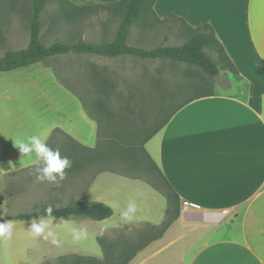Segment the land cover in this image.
Returning <instances> with one entry per match:
<instances>
[{"label": "rangeland", "instance_id": "374dc122", "mask_svg": "<svg viewBox=\"0 0 264 264\" xmlns=\"http://www.w3.org/2000/svg\"><path fill=\"white\" fill-rule=\"evenodd\" d=\"M58 4L56 0H51L43 15L42 41L46 46L56 41L66 44L81 39L99 43L116 37L123 14L102 7L104 3L66 0L64 5L68 11L74 10L71 4L86 12L71 23L64 18ZM30 15L29 10L0 0V57L9 51L27 48ZM187 40L185 25L162 23L149 12L133 27L128 44L152 50L180 47ZM148 79L160 81L161 93L175 96L162 99L159 92H153ZM105 80L111 83L106 90L103 89ZM65 84L90 103L105 100L112 111L133 96L132 107L136 111L140 108L144 111L143 120L139 123L146 132L156 128L168 114L195 94L237 95L245 89L228 70L212 77L200 68L185 63L131 57L108 59L69 54L0 73V218L2 223L13 221L15 230L11 240L0 239V264H63L74 256L102 259L104 253L98 237L116 239L120 231L129 228L131 231L126 236L140 239L147 230L146 224L152 222L160 226L165 220L168 208L166 197L141 180H130L114 173H102L95 177L87 170L78 173L66 170L65 179L55 185L37 180L35 168L40 163L26 167L20 162L22 154L14 146L18 139L38 134L46 143L57 128L63 132L71 130L89 147L96 144V126L90 125L80 99ZM143 97L149 99V105L142 104ZM136 117L140 116L137 114ZM64 137L63 133L57 132L54 141L58 145L67 144ZM146 145L145 148L149 147L151 151V146ZM10 168L20 169L2 173ZM130 200L137 203L138 212L133 221L124 222L120 212ZM80 202L104 203L113 209L114 214L109 219L93 222L78 217L69 220L44 218L52 225L61 241L60 246L53 245L50 240L33 238L27 231L32 221L13 220L21 213ZM40 220L35 221L39 223ZM83 221L88 223L82 224ZM74 228L86 230L87 237L74 241ZM168 233L172 235L173 230ZM159 241L151 242L144 252L147 257L152 255L154 261L162 257Z\"/></svg>", "mask_w": 264, "mask_h": 264}, {"label": "crops", "instance_id": "0c3cea01", "mask_svg": "<svg viewBox=\"0 0 264 264\" xmlns=\"http://www.w3.org/2000/svg\"><path fill=\"white\" fill-rule=\"evenodd\" d=\"M154 12L192 28L211 26L245 89L186 105L147 143L181 212L158 242L160 260L144 249L131 264H185L189 257L191 264H264V0H156ZM70 131L81 145L97 146L98 136L89 147Z\"/></svg>", "mask_w": 264, "mask_h": 264}, {"label": "trees", "instance_id": "16d2710c", "mask_svg": "<svg viewBox=\"0 0 264 264\" xmlns=\"http://www.w3.org/2000/svg\"><path fill=\"white\" fill-rule=\"evenodd\" d=\"M56 1L59 3L62 15L70 23L86 14L71 4L69 5L74 10L70 12L65 9L64 2L66 0ZM155 1L121 0L117 3L102 4L101 6L106 7V9H113L119 15L120 13L123 14L116 37L112 41L104 40L99 43H89L81 39L66 44L56 41L51 46H46L42 41V19L51 0H7L12 5L31 12L30 42L27 48L9 51L0 57V73L27 68L50 58L78 54L108 59L131 57L151 61L172 60L200 68L212 77L218 76L222 70H228L236 76L239 74L216 38L211 26L203 25L199 28H192L183 19L176 16L161 20L154 12ZM149 12L162 23L176 22L185 25L188 35L186 43L180 47H159L152 50L130 46L128 39L133 27L140 19L147 17ZM145 81L147 83V80ZM110 84L109 81L105 80L103 89H109ZM148 84L152 87L153 92H159V97L162 99L175 96L161 93L160 81L148 79ZM65 85L77 99H80L88 117L95 121L98 126V142L95 148L81 145L59 128L54 130L47 146L53 151L59 149L62 156H67L72 161V167L66 170L77 171V173L81 170H87L93 172L95 177L102 173H114L130 180H141L166 197L168 208L164 222L160 226L146 224L147 230L143 232L140 239L132 236L127 237V232L131 231L129 228H125L124 232L120 231V235L116 239L108 240L100 236L98 241L104 253L102 259L90 256H74L65 260L63 264H131L134 258L151 242L163 237L165 232L177 221L181 212L179 194L149 155L145 145L168 124L178 111L196 100L213 94L193 95L168 114L156 128L146 132V129L139 123L140 120H143L144 111L142 108L136 111L132 107L133 96H130L123 104L126 106L120 105L115 111H112L105 100L100 99L90 103L72 87ZM142 104L149 105V99L143 97ZM137 114L140 117L137 118ZM57 132L63 133L67 144L58 145L54 141ZM40 166L42 163L37 167ZM45 209L18 214L13 217V220L30 221L39 218L67 220L73 217H82L94 221H103L111 218L114 214L110 206L101 202H80L65 207L52 208L51 217H47ZM2 221L0 219V223Z\"/></svg>", "mask_w": 264, "mask_h": 264}, {"label": "clouds", "instance_id": "9594fccd", "mask_svg": "<svg viewBox=\"0 0 264 264\" xmlns=\"http://www.w3.org/2000/svg\"><path fill=\"white\" fill-rule=\"evenodd\" d=\"M22 154L23 166L31 167L35 164L42 163V167H36L35 172L38 181L59 185L60 181H63L66 176V169L72 167V161L67 156H62L59 149L53 151L47 144L41 139L38 134L28 135L24 138H20L15 142ZM35 154V158L33 157ZM52 207L49 206L45 209L47 217H51ZM138 212V205L134 200H130L127 206L120 212L121 220L124 222H131L136 218ZM2 219V218H0ZM14 222L4 221L0 223V239L11 240L14 236ZM33 238H43L44 240H50L55 246H60L61 241L57 238L56 232L53 230L52 225L48 222V219L41 218L39 223H36L35 219L31 222V227L27 230ZM87 237V231L84 229H73L72 238L74 241H80ZM185 264H191V258L189 257Z\"/></svg>", "mask_w": 264, "mask_h": 264}]
</instances>
